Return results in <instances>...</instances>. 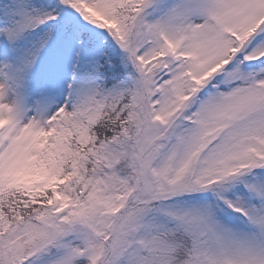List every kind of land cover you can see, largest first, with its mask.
Listing matches in <instances>:
<instances>
[{"label": "snow or ice", "instance_id": "obj_1", "mask_svg": "<svg viewBox=\"0 0 264 264\" xmlns=\"http://www.w3.org/2000/svg\"><path fill=\"white\" fill-rule=\"evenodd\" d=\"M0 264H264V0H0Z\"/></svg>", "mask_w": 264, "mask_h": 264}]
</instances>
